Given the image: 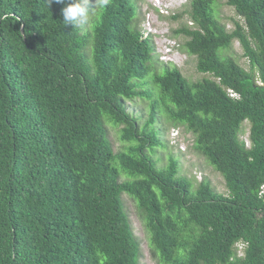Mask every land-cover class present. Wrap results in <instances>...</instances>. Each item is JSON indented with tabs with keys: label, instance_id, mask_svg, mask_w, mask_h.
I'll return each mask as SVG.
<instances>
[{
	"label": "trees",
	"instance_id": "obj_1",
	"mask_svg": "<svg viewBox=\"0 0 264 264\" xmlns=\"http://www.w3.org/2000/svg\"><path fill=\"white\" fill-rule=\"evenodd\" d=\"M217 1L172 15L189 14L174 33L211 75L190 81L177 65L154 68L133 0H100L95 15L86 4L74 27L55 0H0V264H139L123 193L157 264H264V0H226L243 19L232 29ZM235 40L249 69L223 55ZM148 82L157 96L142 120L126 102L153 97ZM159 112L193 133L227 195L206 179L193 187L174 155L158 167ZM106 119L122 125L126 151L113 150Z\"/></svg>",
	"mask_w": 264,
	"mask_h": 264
},
{
	"label": "rangeland",
	"instance_id": "obj_2",
	"mask_svg": "<svg viewBox=\"0 0 264 264\" xmlns=\"http://www.w3.org/2000/svg\"><path fill=\"white\" fill-rule=\"evenodd\" d=\"M150 1L151 0H133L136 6V13L131 27L141 29L146 36L147 31L144 28L151 24L152 27H156L159 31H166L167 36L177 40L180 45L179 52L172 54L171 61L167 63L159 57L157 53L158 50L154 48L152 61L154 68L160 71V67L165 64L177 65L184 76L190 81H197L206 77L211 78L209 73H202L197 70L196 56L189 54L183 46L186 37L183 34L174 33V29L185 24H192L189 14L187 13L182 14L181 17L176 19L172 18L173 13H175L174 11L180 8L182 2H188L186 6V9H188L190 0H152V3ZM86 4L94 5L95 8L92 10L93 15L100 9V0H86ZM166 4H168V10H161V7L166 6ZM214 9L215 15L227 28H234L237 21L243 24V19L237 14L234 7L226 3V0H218ZM222 50L223 49H220L219 53H221ZM223 55L231 56L247 69L250 67L249 60L243 55V49L237 40L233 41L230 47L224 49ZM143 88L146 90L152 89L154 91L153 97H138L129 102L127 101L126 104L136 117L142 115V120H146L150 114V103L154 102L153 100L156 99L154 97L157 95L155 94L153 84L148 82L143 84ZM162 114L163 113L159 112L160 117L159 120L156 121V126L160 127V135L165 142V145L158 148L154 154L158 167L165 166L168 163L169 156L174 155L179 161V176L188 177L192 181L193 187L198 186L201 180L206 179L212 183L213 187L218 192L227 195L228 190L222 174L194 147L193 133L182 125L175 126L170 120L162 116ZM105 121L108 138L113 150L115 152L126 151L130 147V142L121 138L120 130L122 125L116 126L107 121V119ZM240 138L244 140L246 144L250 143L248 120H245L242 124ZM148 152L151 154L152 150L148 149ZM120 179H131V177L121 171ZM122 199L133 233L139 243V264H157L156 256L150 247L149 233L145 227L143 214L138 208L136 201L130 195L123 193ZM238 248V252L241 254V244Z\"/></svg>",
	"mask_w": 264,
	"mask_h": 264
},
{
	"label": "clouds",
	"instance_id": "obj_3",
	"mask_svg": "<svg viewBox=\"0 0 264 264\" xmlns=\"http://www.w3.org/2000/svg\"><path fill=\"white\" fill-rule=\"evenodd\" d=\"M53 2V0H47L48 6ZM56 3L65 4V6L61 9V16L63 17V23L65 25H71L72 27L78 25L81 21L85 19V17L89 13V8L86 7V0H70V2L66 3V0H55ZM152 3V0L150 1ZM107 3V0H102L101 6ZM184 4L182 2L180 7ZM159 11V10H158ZM149 15V14H148ZM147 15V16H148ZM147 31L146 36H149L153 41V46L158 50L159 57L162 58L164 46H171V54H175L179 52V44L178 46H174L170 43V38L167 36L166 31H159L156 27H152L151 24L149 26H145L144 28ZM175 40V39H174ZM177 41V40H176ZM164 62H169L171 60H164Z\"/></svg>",
	"mask_w": 264,
	"mask_h": 264
},
{
	"label": "built area",
	"instance_id": "obj_4",
	"mask_svg": "<svg viewBox=\"0 0 264 264\" xmlns=\"http://www.w3.org/2000/svg\"><path fill=\"white\" fill-rule=\"evenodd\" d=\"M168 4H166V6H164V7H161V10H168V6H167ZM170 43L172 44V45H174V46H178V42L176 41V40H174V39H170ZM171 46H169V45H165L164 46V51H163V55H162V58L164 59V60H171Z\"/></svg>",
	"mask_w": 264,
	"mask_h": 264
}]
</instances>
